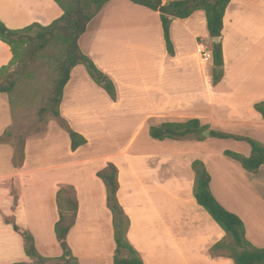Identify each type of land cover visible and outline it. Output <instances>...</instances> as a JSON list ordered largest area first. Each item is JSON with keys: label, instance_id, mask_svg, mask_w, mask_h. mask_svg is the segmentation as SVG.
<instances>
[{"label": "crops", "instance_id": "crops-1", "mask_svg": "<svg viewBox=\"0 0 264 264\" xmlns=\"http://www.w3.org/2000/svg\"><path fill=\"white\" fill-rule=\"evenodd\" d=\"M174 0H163V3ZM62 11L54 0H0V20L11 30L48 26ZM167 54L159 13L111 0L89 22L79 39L81 51L114 84L112 101L81 65L63 89L60 116L87 143L72 151L55 118L41 134L25 140L24 161L15 168L14 146L0 145V264L31 262L22 236L5 218L29 232L38 253L55 258L62 250L54 234L56 193L76 190L78 211L67 243L79 264H113L115 243L106 189L97 172L118 170V201L129 218L127 239L143 264H233L212 256L224 231L193 196L192 163L203 162L215 199L244 223L247 239L264 247L258 226L264 222V166L248 173L224 156L229 150L249 156L248 144L206 136L202 141L152 139L151 126L197 119L211 130L250 137L264 144V120L254 104L264 101V0H231L220 42L222 80L212 84V60L198 44L210 38L203 11L174 19ZM12 60L0 41V68ZM14 100V102H13ZM28 107L12 93L0 94V136L13 128ZM13 191L15 194H13Z\"/></svg>", "mask_w": 264, "mask_h": 264}, {"label": "trees", "instance_id": "trees-1", "mask_svg": "<svg viewBox=\"0 0 264 264\" xmlns=\"http://www.w3.org/2000/svg\"><path fill=\"white\" fill-rule=\"evenodd\" d=\"M54 1L61 9L62 15L48 26L32 24L23 29L11 30L0 20V41L8 45L12 53L11 62L0 68V94L11 93L20 79L34 78L38 69L50 68L52 70L50 86L34 124L46 122L48 115L51 114L60 127L67 132L71 149L75 151L85 145L87 140L72 130L59 113L63 89L69 80L71 70L78 65L83 66L92 81L103 89L112 101L117 99L113 82L79 47V39L85 33L89 22L111 0ZM128 1L159 13L165 48L170 56L175 54L170 36L172 21L184 20L196 11H203L211 40L209 48L212 54V84L215 86L222 80L224 75L222 45L221 42L215 43L212 39L222 37L223 17L231 0H174L167 3H163V0ZM11 67L14 69L9 71ZM254 109L264 120V101L255 103ZM39 131L41 128L36 132ZM206 131H209L211 138L231 139L249 145L251 149L249 156L229 150L224 151V156L239 163L246 172L254 174L261 166H264V144L250 137L211 130L209 126L201 125L197 119L165 122L159 126H151L148 132L152 139L159 141L166 139L202 141L206 139L204 135ZM29 132L23 129L15 133L12 128H8L0 136V145L14 146L12 163L15 168L23 164L25 140ZM192 170L195 173L193 196L196 203L225 233V237L211 247V255L228 257L233 264H264V247L254 246L246 237L243 221L236 214L226 210L213 196L210 190L211 177L203 162L195 160L192 163ZM97 177L105 186L106 205L112 215L115 243L113 264H143L139 253L127 239L130 222L117 197L119 189L117 168L113 164H108L97 172ZM13 194H15L14 191ZM56 206L58 220L54 225V234L62 255L55 258L41 256L36 249L33 236L21 230L13 218H5V222L11 224L14 231L22 236L25 255L31 260V262L13 264H79L67 243V235L75 225L78 211V199L73 186L63 185L58 188Z\"/></svg>", "mask_w": 264, "mask_h": 264}, {"label": "rangeland", "instance_id": "rangeland-1", "mask_svg": "<svg viewBox=\"0 0 264 264\" xmlns=\"http://www.w3.org/2000/svg\"><path fill=\"white\" fill-rule=\"evenodd\" d=\"M210 42L211 40L206 43L208 47H210ZM13 69L14 67H11L9 71H12ZM51 74L52 70L48 67H44L42 69H38V71L34 75V78L20 79L16 83L14 90L11 92L12 97L14 99L21 97L28 109L26 111V114L19 116V118L16 119L15 125L12 128L13 132L19 133L23 129L27 132L31 131L28 133V137H30L39 135L44 130V124L46 122L36 125L34 123L37 120L38 110L42 105H44V99L50 86ZM49 118H52L51 114L48 115L47 119ZM40 128L41 131L36 132ZM258 191L264 197V189L259 188ZM258 229L259 234H261V236H264V222L262 225L258 226Z\"/></svg>", "mask_w": 264, "mask_h": 264}, {"label": "built area", "instance_id": "built-area-1", "mask_svg": "<svg viewBox=\"0 0 264 264\" xmlns=\"http://www.w3.org/2000/svg\"><path fill=\"white\" fill-rule=\"evenodd\" d=\"M198 53L203 60H212L211 50L208 45L203 42L198 44Z\"/></svg>", "mask_w": 264, "mask_h": 264}, {"label": "water", "instance_id": "water-1", "mask_svg": "<svg viewBox=\"0 0 264 264\" xmlns=\"http://www.w3.org/2000/svg\"><path fill=\"white\" fill-rule=\"evenodd\" d=\"M212 41L215 42V43H218V42H220V38L219 37H215V38L212 39ZM204 135L209 136V131L204 132Z\"/></svg>", "mask_w": 264, "mask_h": 264}]
</instances>
